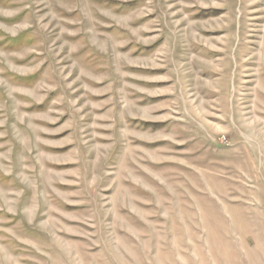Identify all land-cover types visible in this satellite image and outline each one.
Returning a JSON list of instances; mask_svg holds the SVG:
<instances>
[{"label":"rangeland","instance_id":"obj_1","mask_svg":"<svg viewBox=\"0 0 264 264\" xmlns=\"http://www.w3.org/2000/svg\"><path fill=\"white\" fill-rule=\"evenodd\" d=\"M0 264H264V0H0Z\"/></svg>","mask_w":264,"mask_h":264}]
</instances>
